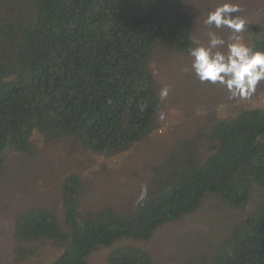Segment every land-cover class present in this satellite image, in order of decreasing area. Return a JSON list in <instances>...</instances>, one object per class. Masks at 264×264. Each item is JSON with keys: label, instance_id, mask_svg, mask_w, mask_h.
Listing matches in <instances>:
<instances>
[{"label": "trees", "instance_id": "1", "mask_svg": "<svg viewBox=\"0 0 264 264\" xmlns=\"http://www.w3.org/2000/svg\"><path fill=\"white\" fill-rule=\"evenodd\" d=\"M193 24L183 0H0V174L13 169L4 166V150L27 151L34 133L70 138L104 157L140 142L159 107L151 64L167 52L188 55ZM250 40L264 50V35ZM200 132L178 141L143 186L146 198L127 210H80L81 179L67 175L62 223L35 205L16 215L14 236L61 246L49 264H87L99 247L148 240L207 194L236 210L255 198L214 243L205 238L212 253L193 254L197 264H264V105ZM107 261L164 264L134 244L113 248Z\"/></svg>", "mask_w": 264, "mask_h": 264}, {"label": "rangeland", "instance_id": "2", "mask_svg": "<svg viewBox=\"0 0 264 264\" xmlns=\"http://www.w3.org/2000/svg\"><path fill=\"white\" fill-rule=\"evenodd\" d=\"M221 2L183 0L194 21L192 48L207 46L209 30L227 40L228 29H209L203 23L208 12ZM231 2L239 4L241 9L235 15L249 22L241 35L251 46V37L264 35V0ZM190 64L188 55L175 52H167L158 63L151 64L159 96L154 129L123 154L104 157L82 148L70 138L55 141L39 133L30 137L25 152L4 150V166L13 169H5L0 174V264H49L61 252V246L47 239L16 238L13 222L18 213L42 205L54 212L62 223L61 184L65 176L76 174L81 179V195L77 200L80 210L112 205L125 211L153 178L154 167L168 157L179 140L189 138L197 130L202 134L216 120L230 119L244 108L264 105V85L251 99L230 100L220 86L200 83L190 70L185 71L190 69ZM165 87L168 94L161 99L160 92ZM12 172L13 175L8 176ZM253 191L256 195L257 189ZM255 203L254 198L241 210H236L207 194L195 211L164 223L148 240L124 239L110 247H99L87 257V264H108L111 250L122 244L142 247L164 264H184V258L190 259L188 264H197L195 255L212 253V247H208L211 241L214 243L236 216Z\"/></svg>", "mask_w": 264, "mask_h": 264}, {"label": "clouds", "instance_id": "3", "mask_svg": "<svg viewBox=\"0 0 264 264\" xmlns=\"http://www.w3.org/2000/svg\"><path fill=\"white\" fill-rule=\"evenodd\" d=\"M241 11L239 4L222 0L204 19L209 29H228L227 40L209 30L207 46L199 45L188 50L191 59L190 69L200 83L218 85L228 93L230 100H248L264 85V50H257L244 42L243 33L248 21L235 15ZM168 89L160 92L161 99L167 97ZM160 114V119H164ZM147 196L142 188L139 201ZM28 240V239H27Z\"/></svg>", "mask_w": 264, "mask_h": 264}]
</instances>
